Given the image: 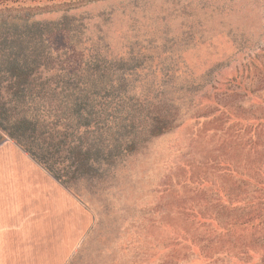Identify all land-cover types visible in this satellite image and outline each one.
Wrapping results in <instances>:
<instances>
[{
	"label": "rangeland",
	"instance_id": "374dc122",
	"mask_svg": "<svg viewBox=\"0 0 264 264\" xmlns=\"http://www.w3.org/2000/svg\"><path fill=\"white\" fill-rule=\"evenodd\" d=\"M68 15L81 17L84 46L97 40L111 57L144 63L138 72L148 75L128 96L165 77L161 100L178 114L175 128L149 136L147 106H92L109 130L83 140L85 170L65 147L44 157L46 146L28 149L1 133L0 143H18L94 210L89 263L264 264V228L240 225L256 215L264 170V0H86ZM245 86L262 89L251 95ZM11 107L10 121L32 108ZM56 107L38 109L60 131L66 116ZM125 118L135 131L115 141Z\"/></svg>",
	"mask_w": 264,
	"mask_h": 264
},
{
	"label": "trees",
	"instance_id": "16d2710c",
	"mask_svg": "<svg viewBox=\"0 0 264 264\" xmlns=\"http://www.w3.org/2000/svg\"><path fill=\"white\" fill-rule=\"evenodd\" d=\"M85 1L0 0V135L3 132L28 149L44 145L45 150L38 148L44 157L65 147L68 153L65 157L76 161V168L82 170L88 157L87 149L83 151L82 148L85 137L91 134L100 140L104 135L103 127L104 132L109 130L107 125L100 126L99 120H95L92 106H147L150 108V124L146 128L149 136H158L175 128L178 115L172 104L161 100L167 82L165 77L144 86L145 94L140 97L128 96V88L148 75L138 72L144 63L133 56L127 59L111 57L97 40L84 46L88 38L83 36V21L81 17L69 16L68 12ZM59 9L63 14L58 20L35 18ZM258 66L264 69L263 65ZM143 69L149 72L151 67ZM233 81L239 85L243 82L241 77ZM260 89L244 87L251 95ZM11 106L32 108L27 109L28 117L25 114L18 121H10V113L15 110ZM38 106L60 108L54 112L66 116L60 131L55 130L58 122L55 115H48L51 121L45 123ZM222 110L229 114L227 108ZM73 114L76 117L73 118ZM116 124L118 132L111 134L115 141L118 134L135 131L132 119L125 118ZM250 127L256 131L257 126L250 124ZM259 174L261 178L257 185L261 192L256 215L253 219L250 216L243 218L240 225L244 227L264 228V170ZM216 225L219 226L218 222ZM232 225L222 229L229 230Z\"/></svg>",
	"mask_w": 264,
	"mask_h": 264
},
{
	"label": "crops",
	"instance_id": "0c3cea01",
	"mask_svg": "<svg viewBox=\"0 0 264 264\" xmlns=\"http://www.w3.org/2000/svg\"><path fill=\"white\" fill-rule=\"evenodd\" d=\"M94 210L18 143H0V264H91Z\"/></svg>",
	"mask_w": 264,
	"mask_h": 264
}]
</instances>
